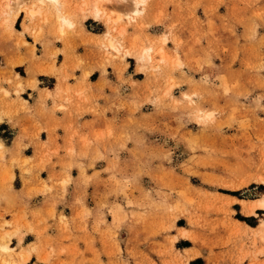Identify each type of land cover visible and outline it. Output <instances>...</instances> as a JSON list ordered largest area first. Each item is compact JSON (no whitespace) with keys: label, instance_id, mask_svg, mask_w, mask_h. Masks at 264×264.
<instances>
[{"label":"rangeland","instance_id":"rangeland-1","mask_svg":"<svg viewBox=\"0 0 264 264\" xmlns=\"http://www.w3.org/2000/svg\"><path fill=\"white\" fill-rule=\"evenodd\" d=\"M35 2L41 12L31 15ZM83 2L64 1L62 13L74 22L68 28L49 1L20 0L15 19L14 0H0V121L18 113L14 102L26 109V87L51 84L39 74L56 76L68 102L114 94V122L94 132V142L105 145L107 137L113 152L104 177L93 174L113 196L99 203L113 216L109 245H24L28 232L41 236L49 225L36 228L26 209L14 210L10 220L0 213V264H27L33 254L45 264H189L198 257L191 264H264V206L251 210L264 200V0H146L138 13L132 0L112 1L98 20L80 9ZM98 109L84 111L105 114ZM0 133V195L12 188L16 168L25 183L38 179V190L52 191L41 173L53 156L11 153L10 134ZM74 142L72 160L106 163L99 148L90 155L92 140L78 154ZM82 161L67 167L86 175ZM49 179L66 187L73 176L51 171ZM60 221L68 225L63 213ZM186 244L193 247L181 251Z\"/></svg>","mask_w":264,"mask_h":264},{"label":"crops","instance_id":"crops-1","mask_svg":"<svg viewBox=\"0 0 264 264\" xmlns=\"http://www.w3.org/2000/svg\"><path fill=\"white\" fill-rule=\"evenodd\" d=\"M95 23L97 25L101 24L99 22ZM99 28L98 31L94 32H101L104 29L102 26ZM21 50L23 51L24 49ZM82 53L83 50L80 49V54ZM94 73L92 72V74ZM76 74L80 76V71H76ZM40 76H44L42 77L44 80L51 81V84H38L36 88L26 87L22 93L27 101L26 109L22 108L20 102H14L11 107L19 108L20 110L11 117L3 116V120L0 121V132L7 131L10 134L9 137H6L8 141H5V144L11 153H20L26 156H35L36 158H40V156L45 154L53 156L51 162L45 165L41 173V178L47 180L49 184H53V190L46 193L38 190L42 186L41 181L38 179L25 183L16 168L14 169L15 178L11 184L12 188L7 186L0 195V213H4L5 218L10 220L12 219L10 214L12 211L26 209L29 221L36 228H43L45 224L49 225V228L41 236H38L33 231L28 232L23 240L24 245L38 244L43 247L45 243L50 242L54 250H59L62 246H66L68 249L78 246V248L84 250H97L104 247L105 244L109 245L108 233L112 229L113 223V216L109 213V207L106 206L103 216L102 210L104 208H99V203L106 202L109 205L112 203L113 196H109V185H103L105 182L98 181L93 174L94 171H102L101 174L103 176V171L109 170V162L110 159H113V152L110 151L111 145L107 137L104 139L105 145H98V143L94 142L96 138L94 132L97 128L106 130L108 125L114 122V116L111 113L114 94L106 89V93L109 95L106 99H93L91 103L82 101L80 103L79 100L74 98L75 100L68 102L63 99L62 95L57 93L59 83L56 80V76L39 74L38 78ZM74 83L75 81H70L71 85ZM73 87L76 86L74 85ZM11 96L14 98L15 95L12 94ZM60 103L67 105L69 109H58L57 105ZM89 106H95L101 111H103L102 108H106L105 114L103 112L94 114L84 111ZM1 136L0 138L3 139ZM71 138L75 140L74 154L83 152L87 147L84 139H90L93 142L88 148L90 155H93L99 148L102 153L107 154L106 163L101 159L90 166L91 158L82 159V157H76L73 160L77 162H83L82 160H84L83 164L87 166L85 168L86 175L79 173L80 168L77 165L68 169L69 162L73 161L72 155L68 152ZM19 143L24 144V146L19 147ZM105 147L107 150H105ZM123 158H127V155L122 152L121 159ZM68 170L73 176V181L66 187H63L62 184H55L49 179V172L51 171L61 174ZM105 174L107 177L108 172ZM47 202H49L48 208L45 207ZM108 202L111 203L108 204ZM52 208L55 209L54 215L49 212V209ZM62 213L67 217V226H64L60 221ZM104 217L106 218L105 222ZM42 219H46V221L39 225L38 222ZM179 241L186 242L187 239H179ZM17 242V239L14 238L12 245L16 246ZM140 245L144 249L147 248L146 244H139L138 246ZM122 246H125V240ZM192 247L193 245L186 244L180 248L176 247V249L179 248L184 251ZM199 258L192 259L189 264ZM154 260L157 264H161L160 261H157L159 259ZM204 261L207 264L206 258H204ZM35 263L45 264L38 262L37 255L33 254L27 264Z\"/></svg>","mask_w":264,"mask_h":264},{"label":"bare ground","instance_id":"bare-ground-1","mask_svg":"<svg viewBox=\"0 0 264 264\" xmlns=\"http://www.w3.org/2000/svg\"><path fill=\"white\" fill-rule=\"evenodd\" d=\"M46 1H49L50 3H52L56 7V9L58 11V18H59V20H61V23H62L63 27L70 28V27L73 26L74 22L68 16H66V15H64L62 13V8L64 6V1L65 0H38L39 3L46 2ZM112 1H115V2H126L128 0H84L83 4L80 5V9L82 11L86 12V16L92 15L94 19L98 20L101 17V15L105 12L104 11L105 4L108 3V2H112ZM8 2H10V1H8ZM14 2L17 4V7H16V9L14 11V17L16 19L19 16L20 12H21L20 7H19L20 0H14ZM132 2L135 5V8H134L133 12L134 13H138L140 11L139 6L144 4L146 2V0H132ZM26 10L31 15L39 14L41 12V9L37 7V2H35L33 4L32 8H29V9H26ZM110 45L112 47H116L113 41H110ZM144 55L147 56L148 58H151V56H152L151 55V50L150 49H146L144 51ZM257 206L263 207L264 206V200L262 199V200H259L257 203H254L251 206V210H254V208H256ZM2 248L6 250V249H9L10 247L8 246V243H3Z\"/></svg>","mask_w":264,"mask_h":264}]
</instances>
